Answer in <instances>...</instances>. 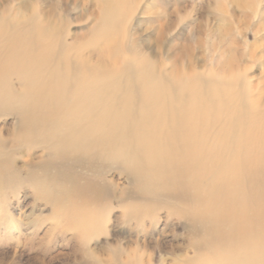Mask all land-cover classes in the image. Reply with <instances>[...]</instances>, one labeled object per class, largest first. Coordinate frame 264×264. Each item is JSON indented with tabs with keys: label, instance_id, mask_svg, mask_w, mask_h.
<instances>
[{
	"label": "bare ground",
	"instance_id": "1",
	"mask_svg": "<svg viewBox=\"0 0 264 264\" xmlns=\"http://www.w3.org/2000/svg\"><path fill=\"white\" fill-rule=\"evenodd\" d=\"M97 1L117 9L121 65L66 53L68 15L56 19L41 0L0 9V116L15 119L12 133L0 131V191L27 168L32 195L62 200L77 232L108 222L82 198L117 195L136 234L117 264H153L152 248L166 250L161 264H264L263 115L251 117L218 73L198 76L203 67L190 60L181 74L168 57L173 32L161 39L164 59L142 52L131 32L141 0ZM23 147L31 152L20 166ZM113 170L126 178L121 190ZM162 208L182 243H166L164 227L156 233Z\"/></svg>",
	"mask_w": 264,
	"mask_h": 264
},
{
	"label": "rangeland",
	"instance_id": "2",
	"mask_svg": "<svg viewBox=\"0 0 264 264\" xmlns=\"http://www.w3.org/2000/svg\"><path fill=\"white\" fill-rule=\"evenodd\" d=\"M7 2L12 8L23 4L36 6V0H0V9H4ZM41 2L56 19L68 15L66 43L69 47L63 45L66 53L74 56L87 53L92 55L93 61L102 58L113 66L115 62L122 64L123 28L117 9L104 8L97 0L89 1L87 8L90 10L84 9L80 0ZM108 13L115 15L110 22ZM106 26L111 28L110 35ZM131 32L141 51L159 60L166 56L165 49L164 55L159 51L161 39L167 40L173 32L175 36L168 57L175 59L181 74H185L190 60L203 67H194L198 76L218 73L229 83L234 99L246 104L251 117L256 113L264 117V0H141ZM160 32L163 37L159 36ZM74 41L76 45L70 47ZM167 70H171L170 65ZM14 127L13 116H0L3 135L12 133ZM30 152L24 147L17 152L25 155L18 158L20 166ZM18 171L20 177L16 176L13 186L4 185L0 191V264H117L115 259L119 253L135 249L132 241L136 234L131 233L122 217L127 202H121L117 195L88 194L82 198L87 205L99 210L108 222L105 228L96 231L84 228L77 232L69 225L72 214H65L61 208L63 201L53 206L37 200L29 187L31 182L24 179L27 168ZM75 179L79 184L83 182L79 176ZM108 179H113L120 190L127 186L125 176L115 170L108 173ZM61 185L57 187L63 189ZM79 202L73 201L71 205L77 206ZM167 211V208L160 210L161 222L156 233L164 227L161 234L169 241L166 243L175 246L182 241L175 239L172 230L176 227L163 226ZM182 231L175 229L178 235ZM165 251L150 249L152 263L161 264ZM163 264H172V260L167 258Z\"/></svg>",
	"mask_w": 264,
	"mask_h": 264
}]
</instances>
